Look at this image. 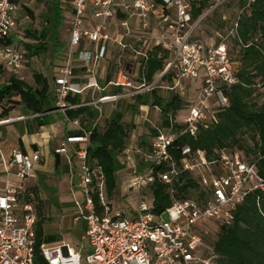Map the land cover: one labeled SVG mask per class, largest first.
Masks as SVG:
<instances>
[{
    "label": "built area",
    "instance_id": "built-area-1",
    "mask_svg": "<svg viewBox=\"0 0 264 264\" xmlns=\"http://www.w3.org/2000/svg\"><path fill=\"white\" fill-rule=\"evenodd\" d=\"M196 1L72 0L68 50L55 78L56 108L82 134L67 137L56 153L67 157L69 163L80 164L75 175V186L81 194L78 202L81 214L77 220L82 219L86 224L85 239L91 253L83 263L81 255L68 245L53 247L43 243L39 247L43 263H36L39 215L24 184L32 177L41 156L14 152L4 161L7 183L0 192V264H219L218 255L198 225L215 222L231 226L238 207L252 194L264 192V177L256 163L247 162L238 151L224 148L216 160L208 161L204 152H193L189 146L180 148L176 144L182 135L196 137L201 129L211 127L215 109L229 107L223 88L238 84L236 63L227 45L196 37L200 24L192 16ZM17 12L14 2L0 0V65L25 81L26 54L9 44L17 26ZM155 24L159 28L153 34ZM132 37H136V43L127 44L126 39ZM111 43L122 52L119 56L124 67L118 69L110 86L122 88L125 93L83 104L94 105L100 113V105L131 97L147 86L144 75L139 76V84L132 80L135 63L124 55L125 51L141 60L142 65L155 49L168 53L170 61L162 77L173 71L178 84L196 81L204 73L197 102L183 119L181 133L163 131L152 140L151 152L147 155L149 167L140 171L130 150L125 153L126 168L132 172L129 190L138 200L132 219L120 213L112 215L104 175L88 163L90 133L79 120H71L66 115L68 110L79 107L68 103L71 93L82 94L89 89L103 91L96 74L108 59ZM76 65L89 77L84 87L72 81ZM178 150L182 156L180 163L173 154ZM136 153H140L139 149ZM185 172L193 173L200 185L209 190L208 199L204 203L174 199L165 212L155 213L143 194L159 181L168 186L174 198V185ZM12 179L20 186H13Z\"/></svg>",
    "mask_w": 264,
    "mask_h": 264
},
{
    "label": "trees",
    "instance_id": "trees-1",
    "mask_svg": "<svg viewBox=\"0 0 264 264\" xmlns=\"http://www.w3.org/2000/svg\"><path fill=\"white\" fill-rule=\"evenodd\" d=\"M14 2V0H11ZM45 3L46 32L33 31L30 27L25 30V37L30 42L20 41L28 58L27 64L39 57L47 50L49 40L58 43V33L63 23L61 16V0H37ZM213 0H197L193 6V20H199L211 6ZM30 12L29 10H27ZM31 13V12H30ZM32 14V13H31ZM237 24V27H235ZM231 34L233 47H228L229 54L238 52L241 68H237L238 84L223 90L229 101V107L215 109V121L208 129H201L196 137L182 135L176 140L177 146H189L193 152H204L208 161L218 158L221 149L238 151L244 160L256 163L259 172L264 177V103L259 105L252 102L258 87L264 90V0L243 1V10L238 19L233 23ZM14 42L13 36L9 44ZM219 44V43H218ZM170 61V55L159 49L153 50L150 58L141 67V76L144 75L146 85L154 83L156 76L163 72ZM115 68V66H112ZM112 70V68L110 69ZM9 71L0 65V80L2 75ZM113 72V70H112ZM166 74L163 78L167 77ZM35 85L21 81L10 74V77L0 83V122L8 121L12 112L21 107L25 116H34L33 121L38 126L48 125L47 113L51 111V87L48 79L42 73H34ZM122 88L112 87L110 92L103 93L100 97L123 95ZM99 97V98H100ZM141 106H151L161 112V128L180 134L182 125L174 123L179 111L184 106L183 99L178 95L164 97L157 89L139 95ZM124 99L117 101L118 105ZM56 102V100L54 101ZM71 106H79L68 110L66 115L71 120H79L81 126L90 133L88 163L92 168L100 169L104 175L106 194L108 199L116 194L117 173L125 168V153L128 150V141L134 125L124 122V113L115 110L106 119L103 128L100 121L103 114L91 105L83 106L82 96L71 93L68 97ZM29 132H33L29 130ZM160 133L159 129L152 131L155 138ZM82 132L79 131V135ZM248 134H253V145L246 139ZM139 150L148 155L151 152L142 140ZM180 163V151L173 152ZM59 156L58 154L56 155ZM60 162L57 159V169ZM149 164H141L139 170L143 171ZM175 196H171L168 186L157 181L149 193L153 211L161 214L170 208L174 199H195L204 203L209 197V190L200 185V180L191 172L181 175L174 185ZM206 241L207 236L204 235ZM37 256L36 263H43L39 255L41 244H52L60 241L58 235H46L42 212L37 222L36 229ZM209 243V242H208ZM218 255L219 264H264V192H256L241 204L235 214L231 226L220 225L216 240L210 243Z\"/></svg>",
    "mask_w": 264,
    "mask_h": 264
},
{
    "label": "rangeland",
    "instance_id": "rangeland-1",
    "mask_svg": "<svg viewBox=\"0 0 264 264\" xmlns=\"http://www.w3.org/2000/svg\"><path fill=\"white\" fill-rule=\"evenodd\" d=\"M243 1L247 0H213L212 6L199 19L200 24L196 32V37L215 44L225 43L231 49L233 47L231 29L233 23L241 15ZM60 2L63 23L59 29L58 43H53V39L51 38L47 50L39 57L33 58L28 64H25L23 77L30 85H35L33 75L38 72L49 79V84L53 88V75L64 64L69 45L68 22L72 18L73 4L72 0H61ZM27 8L32 14L28 11H23L24 16L18 20V25L13 31L14 42L11 44L13 48H19L21 51H23V46L20 45V41L24 43L30 42L25 37L26 28L30 27L33 31L40 33L47 31V34L51 36V31L47 30L49 26L46 25L45 21V14L47 12L46 4L39 3L35 0ZM231 59L236 63V67L240 69L241 64L238 62L240 60L238 52L236 54L231 53ZM119 67H124L123 60L119 66L114 68L110 65L109 68L115 71ZM163 73L164 71L156 76L152 85H147L146 88L140 89L133 96L124 98L119 105L116 101H110L104 103L102 106L103 118L100 121L101 128L105 126L106 119L115 110L124 113L125 124L135 126L136 129L131 131L130 134L128 150H130L138 168L141 164L150 163L147 160V155L143 154L142 151L139 150L140 153H136V149H139L142 140H145V146L149 148L154 139L151 134L152 131L156 129H159L160 132L169 131V129L161 128L160 110L151 106H141L139 99H137L138 96L149 93L153 89H157L158 93L164 97L171 95L180 96L185 104L181 111L178 112L174 123L182 125L183 119L187 116L191 107L197 102L198 93L202 87V79L204 78V73L202 72L198 80L182 81L178 84L174 81L175 73L173 71H169L165 78H163L164 76L162 77ZM9 77L10 73L6 72L2 75L0 83H3ZM111 88L110 86L107 91H110ZM252 102L259 105L264 103V90L260 86L253 96ZM21 137H24V132L17 125L0 128V192L7 183L4 161L9 159L13 154L18 140ZM25 137V141L28 142V136L25 135ZM32 138L31 136L30 139ZM36 139L41 141L40 138ZM246 139L249 145H253V134H248ZM55 142L52 141L50 144H42V160L35 164L32 177L25 183L28 186L42 184L41 188L36 186L35 188L27 187V189L32 195V202H35V206H37L38 215L40 216V212H42L45 234L60 236V241L50 245L53 247L68 245L81 255L82 262L84 263L85 258L91 253V249L88 240L83 239L86 227L85 222L82 219L77 220L81 214L80 208L78 207L81 194L73 183L74 172L80 168V164L76 161L68 169L64 166H60L57 169V156L54 153V148L56 147ZM59 142L57 141L58 146H60ZM28 151L31 155L33 154V148L30 145L28 146ZM131 178L132 172L128 168L125 167L118 171L116 194L108 200L112 207V215L120 213L124 214V217L127 219L134 218L138 200L127 189ZM14 181L16 182V180ZM143 195L146 197L147 204L151 206L152 200L149 193L146 191ZM164 219H168L167 215H164ZM219 226L215 222H208L199 224L197 228L208 237L207 242L211 243L216 240Z\"/></svg>",
    "mask_w": 264,
    "mask_h": 264
},
{
    "label": "crops",
    "instance_id": "crops-1",
    "mask_svg": "<svg viewBox=\"0 0 264 264\" xmlns=\"http://www.w3.org/2000/svg\"><path fill=\"white\" fill-rule=\"evenodd\" d=\"M34 1L35 0H14V3L18 6V12L16 13L17 25L19 22L18 20L24 16L23 11H27L28 10L27 7H29ZM153 27H154V30L152 32H153V34H156L157 29L159 27L156 24ZM125 42L127 44H135L136 43V37L127 38ZM120 53H122V52H120L119 49L114 44L111 43L109 45L108 59L100 66V68L97 70V74H96L97 79H98V83L101 86V88L103 89V91L94 92V90H92V89L85 90L82 94H80L82 96V103L83 104H88V103H92L94 101H97L103 93H107V92L111 91V90L110 91H107V90L110 87V83L114 81L116 74H117V71H118V69H120V67L116 68V70L113 72H112V70H110L111 68H109V67H110V65L115 66V67L120 65V63L123 60V58L121 56H119V55H121ZM124 55L130 57V62L135 63L134 72H132L131 77H132V80L134 81L135 84H139L140 83L139 82V76L141 74V67H142L141 60L137 59L135 56L131 55L127 51H125ZM59 69L53 75V86L54 87L51 88V98L54 99V101L56 100L55 78L58 75ZM88 79H89V77L85 73V71L80 66L76 65L75 66V72H74V78L72 81L74 83L80 84L82 87H84L87 85ZM48 81H49V79H48ZM50 87H51V84H50ZM54 101L52 102L53 104H51V106H50L51 111L47 113V119L49 122L48 125L38 126L33 121L34 116H25L23 109L21 107L13 110V112H12L13 118H11L8 121L3 122V125H1L0 128H7L10 126L17 125L20 128H22V130L24 132V137L19 138L17 147L14 149L13 153L14 152H22L26 155H31L28 151V146L30 145L33 148V154L38 153L41 156V160H42V153H41L42 148H41V146L43 143L44 144H50V143H52V141H56L55 142L56 147L54 148V153H55V155H57L56 151L60 147V146H58L57 141H60L59 143L61 145L67 139V137L79 135V129L77 127H75L74 125L69 124L65 121L64 114L61 111L57 110L56 102H54ZM103 105H100L101 109H102ZM91 106L95 107L94 105H91ZM29 130H32L33 132L31 133V132H29ZM25 135L28 136V139H29L28 142L25 141V138H26ZM31 136L33 137L32 139H30ZM36 138H40L41 141H38ZM134 138L136 139L135 136H134ZM70 156H72V153H70ZM57 159L60 162V166H64L67 169L73 165V163H69L68 158L65 156L59 155L57 157ZM75 175H76V172H74V177H73L74 178V181H73L74 185H75ZM14 180H16V179H12V185L15 187L20 186V183L17 180H16V182ZM24 185H25L24 188L27 192H30V191H28L27 187L28 188H35L36 186H38L39 188L42 187V184H36L35 186H28V184L25 183ZM129 186H130V184L128 185L127 189H129ZM85 232H86V227H85ZM83 239L86 240L85 234H84Z\"/></svg>",
    "mask_w": 264,
    "mask_h": 264
},
{
    "label": "water",
    "instance_id": "water-1",
    "mask_svg": "<svg viewBox=\"0 0 264 264\" xmlns=\"http://www.w3.org/2000/svg\"><path fill=\"white\" fill-rule=\"evenodd\" d=\"M129 69V68H128Z\"/></svg>",
    "mask_w": 264,
    "mask_h": 264
}]
</instances>
